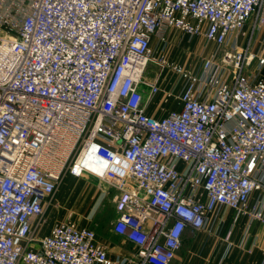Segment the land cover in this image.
Segmentation results:
<instances>
[{"label":"built area","instance_id":"built-area-1","mask_svg":"<svg viewBox=\"0 0 264 264\" xmlns=\"http://www.w3.org/2000/svg\"><path fill=\"white\" fill-rule=\"evenodd\" d=\"M168 27L217 45L200 72L166 57ZM68 172L117 189L134 253L73 219L38 236ZM222 208L264 222V0H0V264H171Z\"/></svg>","mask_w":264,"mask_h":264},{"label":"rangeland","instance_id":"rangeland-1","mask_svg":"<svg viewBox=\"0 0 264 264\" xmlns=\"http://www.w3.org/2000/svg\"><path fill=\"white\" fill-rule=\"evenodd\" d=\"M168 43L164 48V53L170 61H175L187 70L200 72L203 60L217 50V45L208 42L202 35L190 37L182 34L174 27L165 30ZM155 56L159 54L161 44L159 36L154 38ZM222 50H219L217 58L222 57ZM159 67L151 63L148 66L146 76L151 78ZM163 90L173 89L179 92L182 88V76L180 73L165 68L162 74ZM162 97V94L157 95ZM90 168L103 172V165L88 163ZM69 175V172L67 173ZM117 193L115 187L109 186L104 180L85 173L77 180L68 177L59 183L54 195L45 207V219H53L54 223L67 219H73L77 223L91 221L95 219V231H107L112 228L113 219L116 216L114 196ZM98 212L97 217H95ZM53 223V224H54ZM52 224V225H53ZM47 223L41 232L45 231ZM92 228V227H90ZM93 229V228H92Z\"/></svg>","mask_w":264,"mask_h":264},{"label":"crops","instance_id":"crops-1","mask_svg":"<svg viewBox=\"0 0 264 264\" xmlns=\"http://www.w3.org/2000/svg\"><path fill=\"white\" fill-rule=\"evenodd\" d=\"M173 104L165 105L161 97H156L147 107L150 115L160 117L164 110H169ZM164 108V109H163ZM91 162V161H90ZM77 180V176L66 174ZM222 217L211 220L210 229H187L183 235L182 245L171 264H261L264 256V222L250 221L246 214L238 215L230 208L221 209ZM98 212L95 217H97ZM118 217L113 219L112 228L107 231H96L98 240L105 246L112 257L122 254H132L136 245L125 235L114 232L113 225ZM45 231L48 233L53 219H45ZM80 226L96 227L95 219L78 222ZM95 230V229H94ZM129 264H137L134 258Z\"/></svg>","mask_w":264,"mask_h":264}]
</instances>
